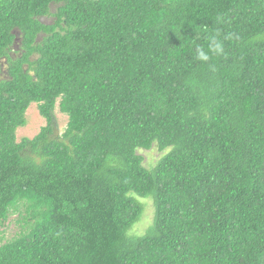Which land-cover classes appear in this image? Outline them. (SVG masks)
I'll list each match as a JSON object with an SVG mask.
<instances>
[{"label": "trees", "instance_id": "16d2710c", "mask_svg": "<svg viewBox=\"0 0 264 264\" xmlns=\"http://www.w3.org/2000/svg\"><path fill=\"white\" fill-rule=\"evenodd\" d=\"M12 215L0 264H264V0H0Z\"/></svg>", "mask_w": 264, "mask_h": 264}, {"label": "rangeland", "instance_id": "374dc122", "mask_svg": "<svg viewBox=\"0 0 264 264\" xmlns=\"http://www.w3.org/2000/svg\"><path fill=\"white\" fill-rule=\"evenodd\" d=\"M4 62H5L4 60H1V65H4L5 64ZM2 70L4 72L5 66H2ZM26 120H27L26 126L19 128L16 131L17 141H20L23 138L31 139L45 125V120L39 115L36 105H32L27 110ZM55 120H56L57 130L59 134H62L66 126L67 118L64 115L59 114L58 111H55ZM155 151L157 150H152L149 152H141V154L145 158V164L149 165L150 163H154L157 160L158 154ZM152 215H153V209L150 203H148L144 208V212L141 220L134 225L131 232L137 235L143 233V231L151 223ZM16 219H17V215H12L8 217L7 222H5L3 226H0V233H3L4 237L11 238L12 235H14L16 232L19 231L18 224L16 223Z\"/></svg>", "mask_w": 264, "mask_h": 264}]
</instances>
